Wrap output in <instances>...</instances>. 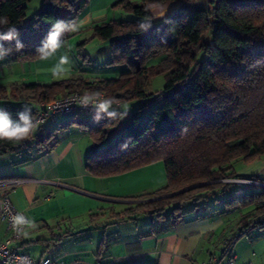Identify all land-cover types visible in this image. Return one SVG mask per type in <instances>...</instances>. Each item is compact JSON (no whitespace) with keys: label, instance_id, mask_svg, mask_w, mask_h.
<instances>
[{"label":"trees","instance_id":"1","mask_svg":"<svg viewBox=\"0 0 264 264\" xmlns=\"http://www.w3.org/2000/svg\"><path fill=\"white\" fill-rule=\"evenodd\" d=\"M30 1L0 0V15L8 16L25 45L9 56L11 61L37 59L36 48L52 24L78 20L89 0H42L24 22ZM167 1L115 0L110 8L134 18L93 22L77 44L81 52L94 39L108 42L106 65H122L125 71L95 80L79 75L0 86L1 108L16 119L22 105L10 100L41 103L95 90L120 102L137 101L113 141L108 138L116 122L102 128L83 122L93 140L86 161L92 174L118 175L156 161L164 167L162 186L127 196L137 202L112 214L119 220L148 214L175 222L188 209L198 217L226 215L235 230L224 252L247 229H264V0H208L193 8L180 6L154 22L152 9ZM146 17L153 19L145 32L139 22ZM154 58L159 60L149 65ZM160 74L163 87L147 92L148 81ZM55 130L35 133L37 151L56 145ZM29 145L0 141V153ZM253 162L249 174L241 173ZM236 177L260 184L241 191V182L221 181ZM195 184L201 185L185 189ZM148 198L156 199L140 201Z\"/></svg>","mask_w":264,"mask_h":264},{"label":"crops","instance_id":"2","mask_svg":"<svg viewBox=\"0 0 264 264\" xmlns=\"http://www.w3.org/2000/svg\"><path fill=\"white\" fill-rule=\"evenodd\" d=\"M111 3L101 0L88 10V4L92 5L89 0L78 20L100 14L102 6L108 8ZM162 6L165 7L163 20L179 9L181 1H167L157 8ZM154 22H159L155 16ZM58 59L42 64L39 58L11 61L8 57L0 61V86L9 89L12 84L50 83L72 77L73 64L71 71L60 77L51 73ZM108 60L109 52L102 62L106 65ZM78 69L79 75L88 80L106 76L97 75L88 65ZM125 70L123 66L111 76ZM42 74L47 75V80L39 78ZM10 103L28 104L35 109L39 104L32 100H10ZM121 103L128 104L131 111L138 102ZM2 105L0 100V108ZM57 117L47 120L37 130L46 133L56 129L57 143L51 149L37 151L33 139L27 140L28 148L0 153L3 182L0 193L8 195L29 218L18 244L20 252L29 254L35 261L48 257L59 264H200L210 256H222L223 247L235 230L226 215L198 217V212L188 209L179 222L148 214L124 220L115 218L112 212L137 202L125 199L127 196L152 191L165 183L162 162L118 175H94L86 167L93 142L88 127L83 124L89 123L88 117L81 112ZM126 119L116 124L119 130ZM152 199L156 198L140 201ZM6 235L5 223L0 221V242ZM229 252L236 264H264V229H247L234 240Z\"/></svg>","mask_w":264,"mask_h":264},{"label":"clouds","instance_id":"3","mask_svg":"<svg viewBox=\"0 0 264 264\" xmlns=\"http://www.w3.org/2000/svg\"><path fill=\"white\" fill-rule=\"evenodd\" d=\"M152 17H146L139 22L141 31H148L152 26ZM83 20L57 19L52 24L47 35L36 48L35 55L41 60H48L57 55L61 49L66 48L67 38L78 33L84 27ZM20 33L8 16L0 15V61L6 60L14 52H21L25 45L20 40ZM14 42V43H13ZM51 73L60 77L71 71V61L67 54L60 55L57 63L50 69ZM79 106L88 109L95 122L107 119L110 122L120 123L126 119L130 112L128 104H122L115 97L106 96L100 90L84 93L79 98ZM45 121L33 114L32 107L22 104V110L13 119L10 113L0 108V141L21 143L33 140L35 133ZM127 141L121 145L126 147Z\"/></svg>","mask_w":264,"mask_h":264},{"label":"rangeland","instance_id":"4","mask_svg":"<svg viewBox=\"0 0 264 264\" xmlns=\"http://www.w3.org/2000/svg\"><path fill=\"white\" fill-rule=\"evenodd\" d=\"M41 1L42 0H31L30 2L27 3V9L25 12V16H24V22H27L29 20H31L35 14V11L40 7L41 5ZM112 3L115 0H111ZM137 1V0H136ZM101 0H92V5L88 4V10H90V8L100 4ZM208 2V0H182L181 2V6L182 8H193L196 6H200V5H205ZM91 4V2H90ZM111 5V4H110ZM162 5V4H160ZM158 5V6H160ZM158 6L154 7L157 8ZM152 9L153 10V15L155 16L157 21L162 20V18L165 16L164 11L165 7L162 6L161 8H157V9ZM87 10V9H86ZM109 10V11H108ZM100 14L98 12V14H95L93 17L87 16L86 19H83L84 23V27L75 34H72L68 39H67V46L64 49H61L60 52L57 53V55L53 58H57L60 55H64L67 54L70 58L71 61V65L73 66L72 68V72L71 75L72 77L78 76L81 71L78 69L79 67H85V66H89L91 68H93V70L95 71V73H97V75H106L105 77H113L111 75H113L112 73H116L117 70H121L123 68L122 65H116L112 68H107L102 60L103 57H107L108 58V52H109V44L108 42H104V41H99V40H92L89 43H87L84 46V50L80 52V50L78 49L77 44L82 41L88 34H89V29L91 27V24L93 22H98L101 20H111V19H115L117 21H121V20H125V19H132L134 18V16L130 13L124 12L122 9H113L110 8L105 5L102 6V10H100ZM83 15V14H82ZM82 20V19H81ZM64 50H67L66 53ZM81 53V54H80ZM54 61L51 59L48 60H41L42 64H47V63H52L51 61ZM159 60V58H154L149 62V65H155L157 63V61ZM101 77V76H100ZM41 80H47V75H41L39 77ZM164 85V76L162 74L157 75L153 78H151L148 83L146 84V91L147 92H155L157 90H160ZM65 95V94H64ZM63 96V95H62ZM57 119L62 118V117H68L70 116V114H59L57 115ZM118 126V125H117ZM117 126H113L112 127V131L109 135L108 141H113L115 139V137L117 136V134L119 133V129ZM255 164H257L256 162L251 163V165H247V168H244V173L243 174H249V172H247L248 170H252L254 169ZM246 172V173H245ZM233 181V182H241L244 186H256L260 183H257L255 180H250L247 178H231V179H221V181ZM250 180L251 182H248ZM231 239L229 238L227 241H230ZM234 241L231 242L230 245L233 244ZM229 248H231L229 246ZM257 262V261H256Z\"/></svg>","mask_w":264,"mask_h":264},{"label":"built area","instance_id":"5","mask_svg":"<svg viewBox=\"0 0 264 264\" xmlns=\"http://www.w3.org/2000/svg\"><path fill=\"white\" fill-rule=\"evenodd\" d=\"M102 94L104 93L102 92ZM82 95L79 92H72L47 102H41L36 108L35 116L46 122L59 114L72 115L81 112L96 128L110 126L113 122L107 119H102L99 122L93 121L90 111L79 106V98ZM2 185L3 182L0 181V187ZM0 221L5 223L7 231L5 239L0 242V264H59L48 257L35 261L29 254L18 250V244L29 224V218L25 211L17 208L5 193H0ZM229 249V247L225 248L221 257L210 256L200 264H236L235 257L229 252Z\"/></svg>","mask_w":264,"mask_h":264},{"label":"water","instance_id":"6","mask_svg":"<svg viewBox=\"0 0 264 264\" xmlns=\"http://www.w3.org/2000/svg\"><path fill=\"white\" fill-rule=\"evenodd\" d=\"M198 185H201V184H195V185H193V186H189V187H187V188H185V189H189V188H191V187H195V186H198ZM185 189H183V190H185ZM180 191H182V190H180Z\"/></svg>","mask_w":264,"mask_h":264}]
</instances>
